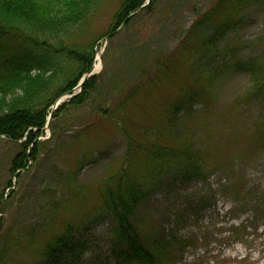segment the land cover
I'll list each match as a JSON object with an SVG mask.
<instances>
[{"label":"rangeland","instance_id":"374dc122","mask_svg":"<svg viewBox=\"0 0 264 264\" xmlns=\"http://www.w3.org/2000/svg\"><path fill=\"white\" fill-rule=\"evenodd\" d=\"M220 1L158 0L153 13L140 14L128 27L112 31L123 2L98 0L86 22L70 31L63 43L66 49L93 45L94 61L101 56L96 91L82 107H69L51 120L37 138L38 157L18 179L10 168L19 144L0 138V197L6 198L0 205V264H45L41 252L70 224H81L72 234L78 245L72 264H115L110 221L86 224V217L92 219L100 208L96 187L124 170L126 158H134L130 168L145 176L150 164L147 150L153 147H179L192 139L203 145L212 164L236 160L242 177L239 188L254 192L257 199L264 196V146L256 149L251 144L263 108L243 99L251 78L231 66L225 74L213 73L216 67L206 54L229 46L232 53L220 62L260 56L264 44H255L264 37V0H241V7ZM17 36L0 39L5 58L13 52L9 47L21 44ZM50 44L58 49L57 41ZM56 60L52 91L75 71L64 53ZM196 61L203 78L209 72L217 75V87L208 110L196 100L186 113L182 98L187 89L208 90L205 82H198ZM56 109L51 106L53 113ZM164 175H159L162 188L131 219L143 247L149 248L158 232L166 242L205 231L209 243L188 248L177 264H264V215L256 230L241 231L238 238L232 235V228L247 224L251 212L237 208L231 175L209 171L206 181L190 184L182 183L177 174L170 179ZM145 182L149 186L151 178ZM201 199L207 200L203 209Z\"/></svg>","mask_w":264,"mask_h":264},{"label":"trees","instance_id":"16d2710c","mask_svg":"<svg viewBox=\"0 0 264 264\" xmlns=\"http://www.w3.org/2000/svg\"><path fill=\"white\" fill-rule=\"evenodd\" d=\"M97 1L0 0V39L6 37L7 34L13 35V37L17 36L16 34L22 36H17L21 39V44L19 43L18 47L14 46L12 49L9 47L13 52L9 53L8 58L4 57L5 51L0 45V138L4 137L6 141L19 144V153L13 158L10 168V173L15 179L20 178L29 162L35 161L38 157L37 138L42 135V129L50 114V107L64 94L72 93L83 75L92 69L93 45L66 49L63 43L73 28L86 22ZM146 1L122 0L123 3L114 16L112 31H116L123 23V27H128L140 14L150 15L153 13L158 0H150L149 6L141 8ZM225 3L240 7L243 5L241 0L220 1V4ZM218 9L216 12L221 10ZM135 11L138 12L135 13ZM52 40L57 41L58 49L50 44ZM261 44H264V37L255 45L259 48ZM23 48H25L24 51ZM227 48L222 52L217 51L209 54L205 51V53L209 55L208 62L216 67L213 73L215 71V73L225 74V71L227 72L231 66L236 71L249 74L251 86L243 99L251 105L256 102L259 107L263 108L258 115V121L253 126L255 138L251 140L252 147L262 148L264 146V50L260 56L254 58L226 62L222 60L220 62V59L228 58V52L229 56L232 53V49ZM62 53L65 54V57H70L74 63L75 71L70 74L61 87L52 91L53 78L58 72L57 62L59 60L56 59ZM220 56L222 57L219 58ZM198 63L199 61H196V67L199 69L198 74H200L197 75L198 82L199 80L205 82L208 85V90L187 89L182 98V108L186 113L191 112L197 101H203L208 110L212 105L215 87H217V75L209 72L203 78L202 66ZM224 65H227V68L223 67ZM96 86L97 77L93 76L83 84L78 95L58 107L52 114V119L60 117L69 107H82L96 91ZM176 109H173L174 114H178ZM132 142L135 146L136 142L133 140ZM132 142L129 140V147H132ZM202 147V144L188 139L182 141L179 147L150 148L147 150L150 164H147L149 167L144 171L145 176L137 175L138 170L130 168L129 164L131 165L134 158H126L124 170H120L117 175L107 178L96 187L97 190H100L101 205L92 219L86 217L85 223L92 224L100 220L105 221V219L110 221V255L115 264H177L179 256L188 248L194 250L199 244L207 245L209 243L205 231L195 235L194 238L174 239L170 237L166 242L159 238L161 236L158 232L156 237L150 241L149 248L141 245L142 241L134 229L131 219L151 194L162 188L163 177L159 176L160 173L166 174L164 175L167 177L166 179L177 174L176 177L182 183L188 184L206 181L209 171H222L231 175L233 177L230 181L231 190L239 200L237 208H241V210L248 208L251 212V219L247 220V224H240L236 228H232V235L238 238L241 231L252 227L256 230L255 225L264 215V196L257 199L254 192L245 193L239 188L242 177L235 168L236 160L233 162L218 161L212 164L206 158V150ZM139 148L140 146L135 147V149ZM150 178L151 183L147 186L145 181ZM173 181L169 180L171 184ZM8 185L13 187L11 182ZM4 199H6L4 195L0 197V205ZM201 200L199 205L201 204L203 209L207 200ZM80 225L70 224L66 226L65 233L56 234L52 238L41 252L40 257L45 264L73 263L71 258H75L74 252L78 245L73 243L72 234ZM238 264L246 263L239 262Z\"/></svg>","mask_w":264,"mask_h":264},{"label":"water","instance_id":"95a60500","mask_svg":"<svg viewBox=\"0 0 264 264\" xmlns=\"http://www.w3.org/2000/svg\"><path fill=\"white\" fill-rule=\"evenodd\" d=\"M145 6V5H144ZM143 6V7H144ZM124 26V24L120 27V29L122 28ZM94 74H93V68L91 69V71H90V73H88V74H86V75H84L83 77H82V79L80 80V82H79V84L77 85V89H81L82 88V86H83V84L85 83V81L87 80V79H89L90 77H92ZM72 96H70L69 98H71ZM51 120H52V114H50V116H49V118H48V121H47V125H46V127L45 128H48L49 127V124H50V122H51ZM43 130H45V129H43Z\"/></svg>","mask_w":264,"mask_h":264},{"label":"bare ground","instance_id":"6f19581e","mask_svg":"<svg viewBox=\"0 0 264 264\" xmlns=\"http://www.w3.org/2000/svg\"><path fill=\"white\" fill-rule=\"evenodd\" d=\"M100 55L98 54L95 61H94V72L97 73L101 69V60H100Z\"/></svg>","mask_w":264,"mask_h":264}]
</instances>
